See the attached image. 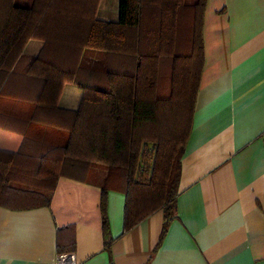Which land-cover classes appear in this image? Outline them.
Segmentation results:
<instances>
[{
  "label": "crops",
  "instance_id": "crops-1",
  "mask_svg": "<svg viewBox=\"0 0 264 264\" xmlns=\"http://www.w3.org/2000/svg\"><path fill=\"white\" fill-rule=\"evenodd\" d=\"M97 19L118 23L120 0H101ZM203 42L176 218L166 231L164 211H158L125 232L126 197L111 190L106 232L104 173L92 171V180L63 176L49 206H0V264H56L59 246L72 244L78 264H264V0H207ZM43 46L28 42L0 97V127L25 135L19 140L0 130V150L38 154L69 138L62 121L29 120L43 81L25 72ZM110 58L85 50L82 70L96 69L98 83L116 66ZM82 97L67 83L58 107L75 112Z\"/></svg>",
  "mask_w": 264,
  "mask_h": 264
},
{
  "label": "trees",
  "instance_id": "trees-1",
  "mask_svg": "<svg viewBox=\"0 0 264 264\" xmlns=\"http://www.w3.org/2000/svg\"><path fill=\"white\" fill-rule=\"evenodd\" d=\"M100 3L0 0V97L28 42L39 40L44 46L25 72L43 81L29 120L46 116L70 126L65 144L38 154L0 150V206H49L60 177L86 180L101 165L107 169L104 230L107 193L117 190L126 197L125 232L158 211H164L165 232L176 218L182 157L205 64L207 0L193 6L186 0H120L118 23L97 19ZM85 50L105 52L116 65L98 83L96 69L81 75ZM67 83L83 92L75 112L58 107ZM19 174L22 182L15 183ZM72 252L73 244L59 246V254Z\"/></svg>",
  "mask_w": 264,
  "mask_h": 264
},
{
  "label": "built area",
  "instance_id": "built-area-1",
  "mask_svg": "<svg viewBox=\"0 0 264 264\" xmlns=\"http://www.w3.org/2000/svg\"><path fill=\"white\" fill-rule=\"evenodd\" d=\"M263 141H264V135H263ZM56 264H78L77 257L75 253H66V254H60L57 259Z\"/></svg>",
  "mask_w": 264,
  "mask_h": 264
},
{
  "label": "rangeland",
  "instance_id": "rangeland-1",
  "mask_svg": "<svg viewBox=\"0 0 264 264\" xmlns=\"http://www.w3.org/2000/svg\"><path fill=\"white\" fill-rule=\"evenodd\" d=\"M198 2V0H186V4L187 5H190V6H193V5H195L196 3ZM118 3H119V0H118ZM106 167L105 166H101V165H96V166H94V167H92L90 170H89V172H88V176H87V179L89 178V179H91L92 180V175H91V172L93 171H97V174H103L104 176H106ZM144 171V170H143ZM142 171V172H143Z\"/></svg>",
  "mask_w": 264,
  "mask_h": 264
}]
</instances>
